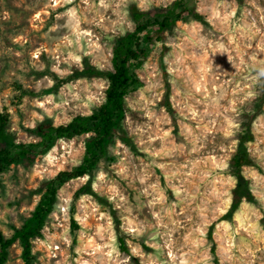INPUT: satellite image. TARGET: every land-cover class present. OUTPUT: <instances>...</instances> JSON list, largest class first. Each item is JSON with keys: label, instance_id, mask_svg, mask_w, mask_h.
Listing matches in <instances>:
<instances>
[{"label": "rangeland", "instance_id": "rangeland-1", "mask_svg": "<svg viewBox=\"0 0 264 264\" xmlns=\"http://www.w3.org/2000/svg\"><path fill=\"white\" fill-rule=\"evenodd\" d=\"M176 0H0V113L18 142L41 123L68 124L106 96L132 11ZM133 69L139 85L92 177L60 187L33 264H264V0H195ZM252 196L225 218L241 139ZM123 136L131 141L126 144ZM85 136L0 176V230L13 237L61 172L80 167ZM124 238L129 252L121 249ZM7 264H24L17 242Z\"/></svg>", "mask_w": 264, "mask_h": 264}, {"label": "trees", "instance_id": "trees-1", "mask_svg": "<svg viewBox=\"0 0 264 264\" xmlns=\"http://www.w3.org/2000/svg\"><path fill=\"white\" fill-rule=\"evenodd\" d=\"M195 0H176L167 7H155L148 11L135 8L132 15L135 29L120 37L113 49L112 69L106 73L89 68L92 75L106 77L109 87L103 104L89 115H78L68 124L53 125L41 123L35 129L39 142H18L9 130L10 117L0 113V176L14 165H29L51 149L60 140H72L85 136L86 154L83 164L72 170L61 172L54 180L47 184V191L38 203L31 217L24 225L15 231L13 237L8 238L0 230V264H7L10 251L15 243L22 248L24 264H33L34 240L43 237L47 219L53 212L58 198V191L64 184L83 177H89L88 183L78 192L82 195H94L91 188L92 177L101 162L108 154L114 134L120 129L126 116L127 97L137 88L139 80L133 69L147 58L151 50L159 44L166 43L168 33L178 22L193 18L203 19L196 11ZM264 103V98H261ZM123 141L130 144L127 136ZM250 134L247 132L241 139L237 154L233 158L231 174L236 181L233 201L225 215L228 222H232L237 210L244 199L252 196L250 180L243 170L251 162L250 153L246 147ZM122 251L128 253V246L124 238H120Z\"/></svg>", "mask_w": 264, "mask_h": 264}]
</instances>
